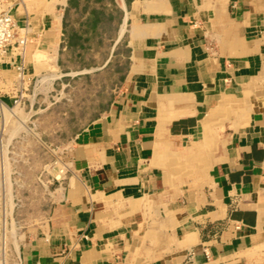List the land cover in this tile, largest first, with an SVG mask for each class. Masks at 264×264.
I'll return each mask as SVG.
<instances>
[{
    "label": "crops",
    "instance_id": "obj_1",
    "mask_svg": "<svg viewBox=\"0 0 264 264\" xmlns=\"http://www.w3.org/2000/svg\"><path fill=\"white\" fill-rule=\"evenodd\" d=\"M0 3L29 23L2 62L0 119L30 87L78 75L93 37L127 61L72 140L21 264H190V251L264 264V0Z\"/></svg>",
    "mask_w": 264,
    "mask_h": 264
},
{
    "label": "rangeland",
    "instance_id": "obj_2",
    "mask_svg": "<svg viewBox=\"0 0 264 264\" xmlns=\"http://www.w3.org/2000/svg\"><path fill=\"white\" fill-rule=\"evenodd\" d=\"M109 37L88 41L92 50L78 55V75L59 74L48 87H30L0 119V264H21L23 246L39 222L49 186L65 169L72 140L114 98L127 61L124 48L107 59Z\"/></svg>",
    "mask_w": 264,
    "mask_h": 264
},
{
    "label": "built area",
    "instance_id": "obj_3",
    "mask_svg": "<svg viewBox=\"0 0 264 264\" xmlns=\"http://www.w3.org/2000/svg\"><path fill=\"white\" fill-rule=\"evenodd\" d=\"M29 41V23L22 25L11 9L0 3V69L4 57L12 49L23 50ZM20 69V67H18ZM236 228H240L239 225ZM194 251L189 252L188 261L194 264Z\"/></svg>",
    "mask_w": 264,
    "mask_h": 264
},
{
    "label": "bare ground",
    "instance_id": "obj_4",
    "mask_svg": "<svg viewBox=\"0 0 264 264\" xmlns=\"http://www.w3.org/2000/svg\"><path fill=\"white\" fill-rule=\"evenodd\" d=\"M43 81V80H42Z\"/></svg>",
    "mask_w": 264,
    "mask_h": 264
}]
</instances>
